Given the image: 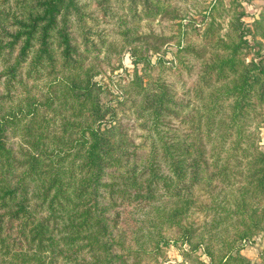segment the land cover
Instances as JSON below:
<instances>
[{
	"label": "trees",
	"instance_id": "16d2710c",
	"mask_svg": "<svg viewBox=\"0 0 264 264\" xmlns=\"http://www.w3.org/2000/svg\"><path fill=\"white\" fill-rule=\"evenodd\" d=\"M219 3L201 26L190 21L201 47L179 38L200 63L186 114L171 107L177 90L167 78L193 65L178 55V65L159 58L155 67L134 53L154 75L136 72L116 101L145 119L148 149L125 154L115 151L125 125L112 91L96 79L103 70L70 31L72 11L85 23L80 1L21 10L0 2V264H127L130 255L140 264L171 241L188 245L190 264H252L241 250L264 226V13L251 29L228 9L222 33ZM98 4L102 21L117 18L110 0ZM125 29L129 45L153 37ZM145 153L141 171L112 170ZM106 197L126 209V222L143 224L129 246L114 230L122 213L111 219L101 208Z\"/></svg>",
	"mask_w": 264,
	"mask_h": 264
},
{
	"label": "rangeland",
	"instance_id": "374dc122",
	"mask_svg": "<svg viewBox=\"0 0 264 264\" xmlns=\"http://www.w3.org/2000/svg\"><path fill=\"white\" fill-rule=\"evenodd\" d=\"M79 1L82 12L86 13V18L83 19L85 23L78 21L77 13L72 11L68 16L70 31L76 39L75 42L84 51V55H89V59L99 62L101 66L99 70L102 69L103 71L100 72V75H97L96 79L107 84L111 89L112 94L110 97L113 98L111 104L118 105L116 100L122 98V86L132 81L136 72L144 75V77H147L146 75L150 76L152 73L154 75V68L149 72L143 63L135 64L134 53L148 56L155 67L160 59L167 66L178 65V55H181L187 58L193 68L189 71H181V76L169 74L167 79L174 84L177 90L171 107L176 112L186 114L191 105L186 91L187 84L198 77L200 63L195 54L179 48V38L183 34L181 36V47L188 41H192L195 45L203 43L202 39L198 38L197 33L193 31V22L190 21L194 20L197 26H201V20L208 5L213 0H150V2L146 0H110L111 10L117 14V18H108V21H102L101 19L103 10L98 4L100 0ZM0 2L6 3V6L13 9L18 8L21 10L23 6H32L35 0H0ZM218 7L224 13V16L218 19V22H222V33L228 30V22L233 13L228 9L232 8L235 9V12L241 14L246 27L252 29L254 21L264 13V0H222ZM120 25L123 26L122 32L126 31L125 26L129 25L135 27L138 34H150L153 37L148 41L143 40L129 45L125 43ZM184 29L187 31V39H185L184 32H182ZM86 39L89 40V44H85ZM110 44L115 46L113 47ZM201 45L198 46L201 47ZM210 51V49H207L206 55H209ZM103 100L108 102L104 97ZM117 107L118 119L124 123L125 127L120 129L123 134L117 133L113 136V139L116 140L115 151L128 154L134 149L137 150V147H134L135 145H140L139 151L146 152L148 146L144 144V141L148 132L144 126L145 119L139 117L135 108L128 103ZM259 142L264 149V122L259 130ZM137 157L138 159L134 156H125L126 160L129 161L127 166L117 168V165H115L112 170L117 169L118 172H126L136 168L141 171L146 153L141 156L137 155ZM101 208L111 219L118 212L122 213V219L118 218L116 220L117 225L114 230L117 236H124L125 245L129 246L133 231L140 228V226L143 228L141 221L131 218L126 222V209L124 210L120 203L117 207L112 206L108 197L102 202ZM134 216L136 215L134 214ZM199 220L200 222L204 220L203 213ZM242 243L244 245L241 253L252 264H264V226L255 231L250 239L243 240ZM187 249V244L171 241L162 247L161 253L144 254L140 264H190L189 260L182 255ZM201 254L200 251L197 252V255ZM133 258L135 257L130 255L127 264H132ZM201 258L203 257L201 256Z\"/></svg>",
	"mask_w": 264,
	"mask_h": 264
}]
</instances>
